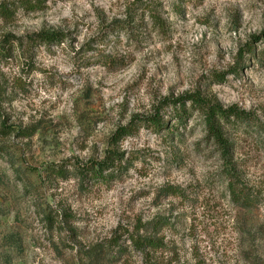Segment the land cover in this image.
<instances>
[{"label":"rangeland","instance_id":"1","mask_svg":"<svg viewBox=\"0 0 264 264\" xmlns=\"http://www.w3.org/2000/svg\"><path fill=\"white\" fill-rule=\"evenodd\" d=\"M263 32L264 0H0V264H264V135L228 129L224 160L200 113L178 127L164 102L264 123ZM158 218L162 246L135 250Z\"/></svg>","mask_w":264,"mask_h":264},{"label":"trees","instance_id":"2","mask_svg":"<svg viewBox=\"0 0 264 264\" xmlns=\"http://www.w3.org/2000/svg\"><path fill=\"white\" fill-rule=\"evenodd\" d=\"M27 3L32 8H35L38 5V2L35 4L36 6L31 1ZM147 7L149 9V6ZM1 10L4 16L12 15L11 12H9V8L7 7H2ZM151 17L153 19L158 18L153 10H151ZM63 36L64 35L61 32L43 31L37 35V38L41 42L50 43L60 42ZM262 39H264V32L259 36L253 37V40H256V43L261 41ZM252 46V44H248L247 51L249 54L255 55L253 54L255 48H251ZM259 53L264 58V49H262ZM242 58L243 57H241V59ZM164 102L173 108V113L175 115L174 119L178 122V127L186 123L187 119L191 116L190 114L192 112V109L200 113V115L203 117V124L205 126L207 137L213 140L215 144L220 148L221 155L224 160L229 159L233 147L232 143L227 137L228 129L238 131L242 129V127L255 128L257 132L264 135V123L259 122V120L250 111H246L237 106L225 108L220 104L213 103L210 100L202 97L199 92L187 93L175 99H166ZM188 105H190V107H188ZM143 122L152 125L156 131H159L162 128L166 127V123L164 119L159 115V113L145 118ZM170 131L172 134L174 133V126L172 129H170ZM129 133H131V130L125 129L119 137H123L124 135ZM120 161L121 156L119 155V153L116 151H110L107 157L104 158V160L91 165V167H89L87 171L91 175H99L103 171L110 169ZM84 170L85 169L83 168V171ZM58 172L59 177L64 176V173H62L61 170H59ZM172 189L175 190L174 188ZM228 189L231 197L238 202L241 199V193L238 192V189L236 188L234 182H230ZM244 201H247L246 203H250V199L248 197L244 198ZM247 207L249 208L250 206L248 205ZM169 225V221L166 218H158L154 222L142 225L141 230L144 231V234L141 235L140 233H138L137 236L130 237V241L133 243L132 245L134 246L135 250L145 252L146 250H153L161 247L162 244H159V240L149 235V233L151 231L159 233L161 229L168 227ZM88 256L91 258V260L100 261L105 258V252L101 249H92L88 253Z\"/></svg>","mask_w":264,"mask_h":264}]
</instances>
